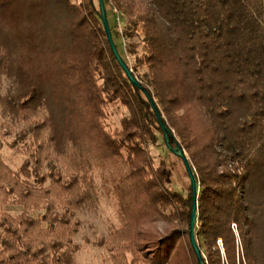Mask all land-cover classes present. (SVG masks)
Listing matches in <instances>:
<instances>
[{
  "label": "trees",
  "instance_id": "16d2710c",
  "mask_svg": "<svg viewBox=\"0 0 264 264\" xmlns=\"http://www.w3.org/2000/svg\"><path fill=\"white\" fill-rule=\"evenodd\" d=\"M104 3L139 86L99 0H0V113L26 156L17 171L0 156V264H78L77 213L100 193L118 216L98 244L112 264H198L177 146L203 264H264V0ZM160 142L184 193L147 148ZM152 213L173 229L141 228Z\"/></svg>",
  "mask_w": 264,
  "mask_h": 264
},
{
  "label": "rangeland",
  "instance_id": "374dc122",
  "mask_svg": "<svg viewBox=\"0 0 264 264\" xmlns=\"http://www.w3.org/2000/svg\"><path fill=\"white\" fill-rule=\"evenodd\" d=\"M120 30L123 29L122 18L117 20ZM110 124L113 127L120 126V120L128 114L124 107H112L110 110ZM16 129H11L6 123V119L0 113V156L3 161L14 171H17L26 161V156L22 148H13L11 144L15 140ZM148 150L158 164L163 159L167 167L173 171L171 188L181 191L187 187L188 181L184 175L182 162L166 150L160 142L157 146L149 145ZM48 168L43 170L47 174ZM66 174H64V177ZM66 178V177H65ZM95 183L102 184V177L97 172ZM4 210L12 214L21 212V208L14 205L4 207ZM37 215V214H35ZM77 217L81 221V229L75 237V243L80 246L76 254L78 264H112L107 251L99 247L101 240H106L110 229L118 225V216L112 202L104 193H100L98 203L94 207H86L77 213ZM146 224L141 228L150 229L161 235L166 234L173 229V225L167 224L163 218L152 213L145 219Z\"/></svg>",
  "mask_w": 264,
  "mask_h": 264
},
{
  "label": "water",
  "instance_id": "95a60500",
  "mask_svg": "<svg viewBox=\"0 0 264 264\" xmlns=\"http://www.w3.org/2000/svg\"><path fill=\"white\" fill-rule=\"evenodd\" d=\"M99 3H100V10H101V18H102V21H103V24H104V27H105V30L107 33L109 43L112 47V50H113L118 62L120 63V65L125 70L126 74L128 75L129 79L131 80V82L133 84L139 86L138 82L136 81V79L132 75L131 70L127 67V65L123 61L122 57L120 56L119 52L117 51V48L115 46V43H114V40H113V37L111 34L104 0H99ZM152 105H153L154 110L156 111L160 126L165 133L166 142L168 144V140H169L168 129L163 124L162 119L160 117V114L157 110V107L155 106V104L153 102H152ZM172 151L175 155L179 156L182 159V162L184 164V167H185V170H186L189 182H190L192 199H191V211H190V221H189V226H188V235H189V240H190L192 249H193L194 254L196 256V259H197V263L203 264V261H202L203 258H202L200 249L198 247V244L195 240V234H194V226L196 224V210H197V187H196V183H195V178L193 176V173L191 171L187 157L185 156V153L183 152L182 148L180 146H177L176 149H173Z\"/></svg>",
  "mask_w": 264,
  "mask_h": 264
}]
</instances>
